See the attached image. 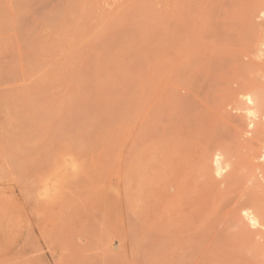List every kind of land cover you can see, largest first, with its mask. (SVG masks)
<instances>
[{
	"label": "rangeland",
	"instance_id": "1",
	"mask_svg": "<svg viewBox=\"0 0 264 264\" xmlns=\"http://www.w3.org/2000/svg\"><path fill=\"white\" fill-rule=\"evenodd\" d=\"M35 1L0 12V264H264L180 233L164 148L262 145L264 0Z\"/></svg>",
	"mask_w": 264,
	"mask_h": 264
},
{
	"label": "bare ground",
	"instance_id": "2",
	"mask_svg": "<svg viewBox=\"0 0 264 264\" xmlns=\"http://www.w3.org/2000/svg\"><path fill=\"white\" fill-rule=\"evenodd\" d=\"M32 3L37 2H34V0H0V12L6 10L12 11L14 8L21 9L22 7L29 9L31 6V8L34 9ZM60 3L61 2H59V4ZM73 6L75 9L79 10H77L78 13L80 9L82 10L81 2L74 3ZM35 7H38V3ZM40 7L41 6H39V8ZM62 9L60 7V12H62ZM57 10L55 8L53 11L59 12V8ZM53 20H55V18H53ZM2 43L4 44L5 42L3 41ZM26 45L27 44H25V46ZM28 47L27 45V48ZM97 49L95 52H97ZM3 53V46H0V72L5 68L3 59H7L3 57ZM8 55L10 56V54ZM9 62L11 63V60H8L6 64H9ZM13 72L15 73L16 71ZM87 72L88 71L85 73L91 75V72ZM78 74H76V77H78ZM86 74L83 75L85 76ZM3 76L0 73V77L2 78ZM16 76L17 75L14 76L13 74V77ZM4 78H8V80L12 82L10 75L3 77V79ZM81 78L83 79V77ZM24 79L26 80V77ZM25 82L26 81H24V83ZM111 86L114 87L113 85H110V87ZM81 87H83V85ZM2 89L4 91V88ZM5 92L6 90L3 93ZM67 102L66 104L68 105L72 103ZM63 105L62 103L60 107H63ZM90 107L93 106L90 105ZM86 112L88 114L89 108ZM82 114L85 113L83 112ZM249 114L250 112L248 111V115ZM187 130V133H189L190 129ZM216 130L217 128L213 130L209 138L199 137L189 140L178 139L173 141H171V139H166L164 141L166 145L164 144L165 147H163L166 153L172 154L169 157L170 164L168 165L171 181L169 183L170 187L172 185L177 192L176 198L180 200L179 203L181 200L192 196L193 193H197L198 198L195 214H184L182 210L179 212V220L183 226L180 233H182V235H223L220 243H218V248L227 252H256L264 258V152H260L262 151L261 149H264V146H262L264 145V130L260 131L263 138H255V140L262 143V145L246 137L245 129L236 131L233 138H231V135L220 134ZM252 134L255 135L256 132H252ZM168 144H170L171 147ZM258 175L261 176L258 177ZM206 201L207 203H205Z\"/></svg>",
	"mask_w": 264,
	"mask_h": 264
}]
</instances>
